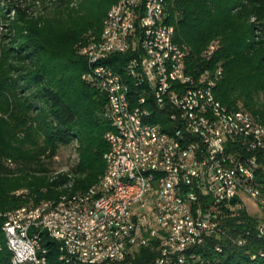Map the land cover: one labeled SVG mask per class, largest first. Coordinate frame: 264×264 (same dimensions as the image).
Masks as SVG:
<instances>
[{
	"label": "trees",
	"instance_id": "trees-1",
	"mask_svg": "<svg viewBox=\"0 0 264 264\" xmlns=\"http://www.w3.org/2000/svg\"><path fill=\"white\" fill-rule=\"evenodd\" d=\"M34 1L38 0H0V90L15 109L25 113L20 114V123L28 138L30 133L41 136L51 152L73 145L76 162L52 179L34 177L29 170L49 171V164L40 160L43 148L32 155L31 150L24 158L28 168L25 178L0 172V264H11L12 259L2 229L5 213L55 199L69 189L75 192L94 186L105 173L104 155L109 150L105 134L111 125L104 116L107 98L83 78L90 69L78 45L90 37H100L115 0H80L76 6H71L72 0H54L49 16H33ZM165 6V20L175 27V41L184 46L187 66L192 70L205 67L210 72L221 69L216 99L229 109L247 110L264 122V0H167ZM136 53L132 48L109 56L104 63L126 78L125 67ZM127 81L131 93H136L133 81ZM145 109V122L158 123L164 131L172 129L169 113L156 108L151 98ZM0 131L3 137L16 139V132L7 135L8 131ZM20 188L30 192L12 194ZM225 224L228 237H210L204 241L206 250L198 246L192 254L209 257L212 264H264V257H259L264 238L257 234L258 220L242 213L226 218ZM238 232L247 240L246 245L237 246L229 238ZM43 246L49 250L50 264L58 263L57 242L44 237ZM156 246L139 248L127 261L151 264L158 254Z\"/></svg>",
	"mask_w": 264,
	"mask_h": 264
},
{
	"label": "built area",
	"instance_id": "built-area-1",
	"mask_svg": "<svg viewBox=\"0 0 264 264\" xmlns=\"http://www.w3.org/2000/svg\"><path fill=\"white\" fill-rule=\"evenodd\" d=\"M140 5H148L150 15L141 14L137 28L131 29V32L137 33V53L128 62L132 65V71H139L142 87L143 85L151 86L154 105L166 106L169 114L181 115L176 110V103L191 105L192 102H185L181 98V90L190 91L191 86H201L204 103L206 100H213L215 103V89H212V83H207L205 80V67H201V70L196 73H187L186 65L188 64L182 60L184 46L179 43L178 53H173V88L165 89L161 86L158 73H153L152 44L148 54H140L139 35H145L148 22H155L159 43L165 45L168 53H171V44H166L165 41L166 28L161 27L163 10L156 8V0H143ZM173 40H175L174 36ZM116 46L121 47V40ZM209 54L211 56L213 52ZM100 60L107 59L100 57ZM100 71L112 75V83H98V80H93V73H85L84 76L86 80L93 82L106 98L115 99L116 109H107L105 105L104 116H118L119 107H126L127 120L121 121L126 126L127 122L135 123L136 139H131L128 156H134L136 160L139 185L134 188H138V200L133 205H126V200L120 198V190L130 189H122L120 185H104L103 187L114 188V196L110 199H99L95 208L77 209L76 212H72V218L67 220L52 219L51 214L47 215L48 225L44 229L28 226V217L36 212H24L6 218L3 224H6L12 246L17 252L16 264H32L31 247L39 248V263H47L49 253L46 248H42L41 240H28V233L42 232H51L53 240H60L64 256L70 258L73 264H132L127 259L134 251L154 243L157 244L158 254L151 264H212L211 259L203 255L185 257L184 248L202 246V251L206 250L207 245L202 241V234H213L218 239L228 237L229 227L225 224L226 218L242 213L251 217L243 203L244 197L251 200L259 209L258 213L262 214L260 219L256 218L258 220L256 231L264 232L262 196H258V192L250 189L251 181H264V160L261 152L244 155V157H250L258 166L257 174L244 171L242 164H237V157L230 155H225V162L232 163V174H217L213 160V151L217 148L214 146V141H208V131L203 125L202 131L191 130V125L184 123L181 116V127L190 133L194 149L201 151L205 169L197 170L192 154H186L185 167L189 174V182L185 184L183 195H173V183L180 180L174 169V161L177 152H184L183 145L177 144L174 138L164 136L163 126L138 124L129 113L125 91H118V82L121 81L115 78V71L110 68ZM176 74L189 75V82H176ZM215 75H220L219 71L215 70ZM236 111L238 118H245V133L252 135V132H261L264 138V130L256 128V119L249 111L242 108ZM151 133L160 134V143L151 142ZM160 146H167L168 156H161ZM125 166L124 161V169ZM124 169H121L123 170L122 180H126ZM146 169H154L156 182L147 181ZM194 184H201L204 187L202 214L198 220L188 221L189 200L191 194H194ZM144 185H151V193L147 198H140V188ZM110 202H117V210H110ZM125 214H134L131 225L124 231L114 233L111 236V245H101V237L106 236V233H97V226L105 222V218H120ZM73 220L87 222V229L95 227L92 242L82 240V233L87 229H80L79 234H74V240H65L63 233H59V224L73 223ZM248 229H251V226ZM229 238L237 246L247 244V240L242 239V232ZM259 257H264V251L259 253Z\"/></svg>",
	"mask_w": 264,
	"mask_h": 264
},
{
	"label": "bare ground",
	"instance_id": "bare-ground-1",
	"mask_svg": "<svg viewBox=\"0 0 264 264\" xmlns=\"http://www.w3.org/2000/svg\"><path fill=\"white\" fill-rule=\"evenodd\" d=\"M143 0H117L108 10L105 16L100 37L97 40H91L80 46V54L83 55L88 63L90 71L93 73V80H98L100 84L112 83V75L102 73L101 69H108L104 60L100 57L108 58L116 53H124L130 49L137 52V33L131 32V29L137 28L139 17L150 15L148 5H140ZM167 0H156V8L163 10L161 16V27L165 29L166 44H171V53H168L167 47L159 43L157 36V25L155 22H148L145 29V35H139V52L148 54L151 51L152 44V63L153 73H158V81L165 89L173 88V53H178V43L173 40L175 37V27L166 22L165 5ZM121 40V47L116 46ZM104 44V45H103ZM212 51V50H211ZM182 60L186 63V52H182ZM112 69V68H110ZM114 71V70H112ZM199 70H192L186 65L187 73H196ZM221 75V69H217ZM125 77L115 72V78L118 82V91H125V98L129 113L135 118L138 124L147 123L145 119V105L151 98L154 103L153 93L150 85H143L139 79V71H132V65L127 63L124 71ZM220 75L205 70V80L212 83V89H215ZM127 79H131L136 88V93H131V85ZM176 82H189V75L176 74ZM126 88V90H125ZM181 98L185 102H192L191 105L176 103V110L181 115L168 114L169 120L174 124L170 131H164V136L174 138L177 144L183 145L184 152H177L174 161V169L180 180L173 183V195H183L185 184L189 182V174L186 171L185 160L186 154H192V159L197 166V170L205 169L204 157L199 149H194L190 133L184 130L183 121L191 125V130L202 131V125L208 131V141H214L217 149L213 151V160L217 174L231 175L232 163L225 162V155L237 157V164H242L244 171L249 174H257L258 166L250 157L244 155H254L256 152L263 154L264 160V138L261 132L245 133V118H238L236 109H229L218 101L215 97L213 100H206L204 103V93L201 86H191L189 90H181ZM107 109H116L114 98H107ZM159 110H166V106L155 105ZM197 113V114H195ZM182 116V117H181ZM111 125V129L106 133L105 139L109 144V150L105 153V173L103 177L92 187L83 191H71L60 193L57 198L40 202L36 206H21L5 213V219L18 215L19 213L35 214L28 217V226L31 228L44 229L48 225L47 215L51 214L52 219L67 220L72 218V212L77 209L95 208L99 199H110L114 196V188L103 187L104 185H120L121 200H126V205H133L138 200L139 178L136 172V160L134 156H128L131 148V139H136L135 123L127 122V126L121 120H127L126 107H119L118 116L106 117ZM158 124V123H155ZM158 126H161L158 124ZM256 128L264 130V122L256 119ZM151 142L160 143V134L151 133ZM161 156H168L167 146H160ZM114 161V162H113ZM125 161V169H124ZM115 163V165H114ZM126 180L123 179V170ZM146 178L148 182H156L154 169H146ZM71 183V182H70ZM70 184L68 188H70ZM250 189L258 192L261 197V205L264 208V181H251ZM151 193V185H144L140 188V198H147ZM204 187L201 184H194V194H191L189 200L188 221H196L202 214ZM38 210V211H37ZM110 210H117V202H110ZM134 221V214H125L123 217L105 218V222L97 226V233H106L101 237V245H111V236L118 231H124ZM3 231L6 238L7 249L12 254L11 264L17 262V252L12 246L10 233L6 224H3ZM80 229H87V222L73 220V223L59 224V233H63L65 240H74V234H79ZM248 234V233H246ZM259 237L264 238V232L257 231ZM95 236V227H88L82 233V240L92 242ZM44 237L51 241L57 242L59 264H73L72 260L64 256V251L60 240H53L51 232L28 233V240H41L42 248ZM210 237H216L213 234H202V241ZM243 240H245L242 237ZM198 246L184 248L185 257H194L193 249ZM47 249V248H46ZM216 250L221 251L219 246ZM47 252L49 250L47 249ZM32 264H50L47 256V263L40 262V250L38 247H31ZM56 263V264H58Z\"/></svg>",
	"mask_w": 264,
	"mask_h": 264
},
{
	"label": "rangeland",
	"instance_id": "rangeland-1",
	"mask_svg": "<svg viewBox=\"0 0 264 264\" xmlns=\"http://www.w3.org/2000/svg\"><path fill=\"white\" fill-rule=\"evenodd\" d=\"M79 1L80 0H72L71 6H76ZM53 3L54 0L34 1V7H32L31 9L33 11V16H49V14L55 8V5ZM91 40H95V37H90L85 42L79 43V45L85 44L86 42ZM212 47H214V44ZM0 77H2L1 73ZM83 78L85 79L84 75ZM7 96L8 95L5 94V92L2 93L0 90V130L3 129L7 132L9 129H11L7 132V135H12L14 132H16V139L12 141L8 137H3L0 131V172L7 177L15 179L18 178L21 180L25 178L24 175L27 173L25 172V170H28V168L24 166V158L31 150L32 152L30 153L32 155L35 154L33 151L42 152L40 150H42L43 148L46 150L44 151L45 153L43 152L44 155L41 156L40 160L46 165L49 164V171L47 173H33L31 172V170H29L28 173L30 172L32 176L40 178L45 176L52 179L56 177L57 174L65 173L72 166H74L76 162V153L73 145L67 147L60 146L54 152H51L50 148L46 146L45 141L41 136H36L33 133H30L31 136L29 138L27 137L25 127H22V124L20 123V114L23 115L25 113H23L18 108L15 109L16 106L14 107V105L12 104V100ZM30 124L31 123L28 122L27 126H29ZM14 145L21 148L15 147ZM46 155L52 156L51 159L45 157ZM21 192H30V190L28 188H20L14 190L12 194ZM243 203L246 206L247 213L251 217L260 219L262 214L258 213L259 209L255 205H253V202L251 200H248L247 197H244Z\"/></svg>",
	"mask_w": 264,
	"mask_h": 264
}]
</instances>
